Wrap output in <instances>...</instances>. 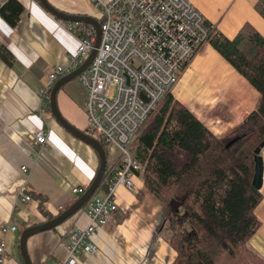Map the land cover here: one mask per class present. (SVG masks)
Masks as SVG:
<instances>
[{"label":"crops","instance_id":"crops-1","mask_svg":"<svg viewBox=\"0 0 264 264\" xmlns=\"http://www.w3.org/2000/svg\"><path fill=\"white\" fill-rule=\"evenodd\" d=\"M17 1L22 11L15 25L0 14V46L13 56L10 65L0 58V227L6 223L17 227L5 234L0 228V237L7 241L4 264H24L19 249L22 228L46 222L64 211L79 197L71 189L88 186L99 166L97 152L64 129L47 109L48 94L41 96L48 88L50 69L65 64L78 41L39 0ZM95 1L48 0L62 11L98 19L100 10ZM189 1L228 38L245 23L264 37V18L254 8L257 0ZM61 87L57 104L62 115L78 129H86L83 104L67 96ZM169 91L217 137L239 125L259 100L258 90L210 42L193 55ZM39 127L47 129L49 135L47 146L37 155V145L30 144L28 135ZM260 155L262 198L254 209L260 226L249 243L264 259V146ZM22 165L28 167L26 172ZM133 182L137 193L117 187L116 223L107 222L94 234L92 241L98 251L81 256V264H171L175 259L168 235L163 237L160 232L162 203L146 188L141 175ZM22 187L31 196L27 201L20 200ZM88 208L87 201L62 223L29 236L26 246L32 264L64 259L67 249L61 244L62 237L72 228L88 224Z\"/></svg>","mask_w":264,"mask_h":264},{"label":"trees","instance_id":"trees-1","mask_svg":"<svg viewBox=\"0 0 264 264\" xmlns=\"http://www.w3.org/2000/svg\"><path fill=\"white\" fill-rule=\"evenodd\" d=\"M254 8L264 18V0ZM21 11L17 0L0 5L12 26ZM209 42L258 90L255 109L217 137L168 91L142 125L132 153L144 165V185L163 205L160 232L176 252L171 264H263L249 241L260 226L254 209L262 195L252 178L254 149L264 139V37L245 23L233 38L216 31ZM0 58L8 65L13 60L3 46ZM83 131L92 133L87 127ZM109 166L96 194L108 186Z\"/></svg>","mask_w":264,"mask_h":264},{"label":"built area","instance_id":"built-area-1","mask_svg":"<svg viewBox=\"0 0 264 264\" xmlns=\"http://www.w3.org/2000/svg\"><path fill=\"white\" fill-rule=\"evenodd\" d=\"M3 2L0 0V5ZM94 4L100 10V43L77 79L86 91L83 110L87 128L105 144L115 146L119 155L106 171V190L88 200V224L64 234L61 244L67 255L53 264H81V256L98 251L92 237L105 223H116L117 187L138 191L133 178L142 174L144 165L133 155L132 144L142 125L177 83L193 55L217 31L189 0H98ZM59 22L75 36L78 46L65 64L50 69L42 97L55 81L80 66L94 47L93 25ZM109 88H115V95H108ZM48 135V130L40 127L28 135L30 144L37 145V155L47 146ZM21 169L26 172L28 167L22 165ZM23 188L19 197L27 201L31 196ZM86 189V185H77L71 192L77 197ZM0 228L3 234L17 229L7 223ZM7 257L6 238L0 237V264Z\"/></svg>","mask_w":264,"mask_h":264},{"label":"water","instance_id":"water-1","mask_svg":"<svg viewBox=\"0 0 264 264\" xmlns=\"http://www.w3.org/2000/svg\"><path fill=\"white\" fill-rule=\"evenodd\" d=\"M41 5L48 10L53 16L57 17L60 20L64 21H70V22H83L86 24H91L95 28V41H94V47L89 53L86 60L78 66L76 69L70 71L66 75L60 77L55 83L53 84L49 96H48V105L50 108V111L53 115V117L57 120V122L60 123V125L72 133L77 138L81 139L85 143L89 144L98 154L99 157V166L97 169V172L92 179L91 183L88 185L87 189L74 201L70 206H68L64 211L56 215L54 218L38 223L29 227H26L22 232L20 233L19 237V249L20 253L23 259L24 264H32V261L29 257V254L27 252V246L26 242L29 236L32 234L47 230L50 228H53L57 226L58 224L62 223L64 220L69 218L71 215H73L76 211H78L87 201L92 197V195L97 191L102 179L103 175L107 166V158H106V152L104 149V146L102 143L92 136L91 134L86 133L83 130L78 129L74 125H72L61 113L58 104H57V92L59 88L65 84L67 81H69L72 78L77 77L78 73L83 71L87 66L91 63L93 56L96 52V48L98 47L100 43V36H101V30H100V23L97 18L88 16V15H80V14H71L66 11H62L54 6H52L48 0H39ZM240 140V136L233 138L230 140L226 146H230L233 143ZM264 146V139L259 143V145L254 149V173L252 178V184L255 188L260 189L262 184V158L260 155L261 149Z\"/></svg>","mask_w":264,"mask_h":264},{"label":"rangeland","instance_id":"rangeland-1","mask_svg":"<svg viewBox=\"0 0 264 264\" xmlns=\"http://www.w3.org/2000/svg\"><path fill=\"white\" fill-rule=\"evenodd\" d=\"M61 91H65L67 96L74 98L80 104H83L85 101L84 99L86 98L85 96L86 91H84V88L78 81L77 77L70 79L64 85H62ZM115 92H116L115 88L108 89V95H115ZM91 135L94 136L95 138L98 137L94 133H91ZM105 148H106L108 163L110 164L112 161H114L117 158V156L119 155V151L117 150L115 146H113L112 144H108V143L105 144Z\"/></svg>","mask_w":264,"mask_h":264}]
</instances>
